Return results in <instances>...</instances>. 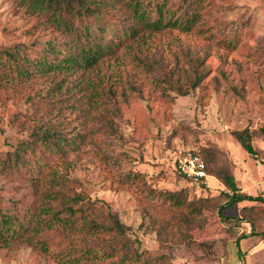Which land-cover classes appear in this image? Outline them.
<instances>
[{
  "label": "rangeland",
  "instance_id": "obj_1",
  "mask_svg": "<svg viewBox=\"0 0 264 264\" xmlns=\"http://www.w3.org/2000/svg\"><path fill=\"white\" fill-rule=\"evenodd\" d=\"M164 1L177 17L182 0ZM195 1L200 19L191 29L145 30L119 41L123 24L130 23L125 0L75 18L70 33L24 0H0V264H64L41 248L43 239L51 252H73L86 261L83 232L72 251L65 233L70 223L62 221L65 194L74 192L117 213L134 247L164 264H264V203L227 208L235 217L252 205L260 212L247 209L249 221L224 222L217 205L227 187L214 170L208 169L204 189L176 168L181 152L205 155L208 148L214 151L211 166H229L242 190L264 195V0ZM89 40L110 46L91 66L39 73L27 65L31 71L22 74L6 54L20 48L18 54L36 62L48 45L67 56L81 53ZM195 73L202 78L188 94L172 87L188 88ZM46 127L62 130L71 142L63 151L45 146L34 154L30 148L27 156L37 164L17 165V146ZM246 127L255 155L233 134ZM171 191L187 201L205 196L214 202L190 215L187 229L177 221ZM46 206L61 221L46 214ZM105 240L94 242L103 248L100 256ZM100 260L118 263L117 255Z\"/></svg>",
  "mask_w": 264,
  "mask_h": 264
},
{
  "label": "trees",
  "instance_id": "obj_2",
  "mask_svg": "<svg viewBox=\"0 0 264 264\" xmlns=\"http://www.w3.org/2000/svg\"><path fill=\"white\" fill-rule=\"evenodd\" d=\"M24 2L33 10L49 12L51 14L50 19L52 23L70 33L76 29V24L74 22L75 18L78 19L87 14H97L105 10L113 9L121 3V0H24ZM151 3L152 0H125V4L130 13L128 17L130 23L123 24L121 33L118 36L119 41H123L128 37L139 38L140 33L145 30L152 32L167 27H180L182 30H189L192 25L200 19V11L196 8L198 2L195 0H182L178 6H176V9L180 10L177 17H173L170 13V9L166 7L167 1L158 0L154 6H152ZM182 7H184L185 10H181ZM109 47L107 43L103 45L100 43L93 44V42L89 40L88 46L83 47L81 53H70L67 56H59L55 44H51L47 46L45 55L38 57L36 62L30 59L26 52L22 53V55L18 54V49L20 48L13 49L12 51L8 50L6 54L17 63L16 69H19L22 74H28V72L31 71L30 67L24 69L27 65H35L36 71L45 73L55 70L57 67L62 68L76 63H80V66H91L98 61L106 49L109 50ZM18 58L23 60L22 64H20ZM201 78L202 76L200 74L195 73L194 78L191 80V85L188 88H182L181 86L172 87L175 88L178 93L185 95L189 93L190 88L197 86ZM170 81L172 80L168 82ZM261 131H264V127L261 128ZM233 134L249 154H256V149L253 144V132L248 127L241 130H234ZM70 142L71 140L62 130H53L51 127H46L40 130V132L35 131L32 134V139L19 144L14 152L13 159L17 165H36L37 162L35 163L33 159L29 160L27 156V151L30 148L34 154L38 149L45 146L63 151L65 145ZM203 151L205 155L199 154L204 158L207 168H212L227 187V191L222 192L226 197L225 200L217 205L220 219L224 222H236L235 220L238 222L249 221L247 220V211L254 212L253 210L255 209L256 214L260 212V208L256 205L244 208L237 217L227 214L224 211L244 201L264 203V195L250 194L242 190L237 183L232 169L227 165L211 166V163L214 161V151L208 148H204ZM181 175L185 180H189L185 175ZM206 187L207 185L200 186V188L204 189ZM65 197L64 210L66 212V218L62 219V221L70 223L68 226L70 231L65 230V233L69 234L67 240L70 244V249L75 251V245L78 244L77 239H79L77 233L83 232L84 236L80 240L83 242L85 248L84 259H86V261L74 256L73 252H51L47 244L48 241L43 239L44 244H41V248L45 251H49L54 258L64 264H102L103 262L100 260L101 256L104 255L105 259H110L117 255L118 260H114L115 263L116 261L118 262L117 264H164V260L146 257L138 248H135L133 240L128 235L129 226L121 221L117 213L107 210L104 204H98L97 200H92L80 192H74L70 195L65 194ZM168 199L172 200V204L179 208L178 213L180 216L177 221L183 222L187 229L192 228V219L190 215L201 214L205 211L207 206L212 205L214 202L213 197L205 196L187 201V197L185 200L181 191L169 192ZM51 208V206H46L43 211H45L46 214H48L49 211L53 213ZM54 213L52 214V219L61 221V217L57 216L58 213ZM7 217L9 216H3L4 219H7ZM40 220L41 219L38 220L35 228L36 233L39 231ZM251 233L255 234L257 232ZM248 236L249 234H244L241 237ZM97 237L106 239L104 245L107 244V249H110L107 254V249L101 252V256L98 254V250L103 248L99 247V245L97 246V243H94L97 242ZM241 237L236 241L240 257L243 255V250L240 248Z\"/></svg>",
  "mask_w": 264,
  "mask_h": 264
},
{
  "label": "built area",
  "instance_id": "obj_3",
  "mask_svg": "<svg viewBox=\"0 0 264 264\" xmlns=\"http://www.w3.org/2000/svg\"><path fill=\"white\" fill-rule=\"evenodd\" d=\"M176 168L198 186L208 185V179L212 176L208 171L204 158L198 152L190 150L179 154L176 160Z\"/></svg>",
  "mask_w": 264,
  "mask_h": 264
}]
</instances>
